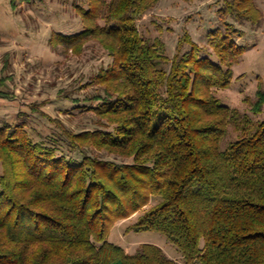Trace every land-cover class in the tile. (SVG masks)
I'll return each instance as SVG.
<instances>
[{
	"label": "trees",
	"instance_id": "1",
	"mask_svg": "<svg viewBox=\"0 0 264 264\" xmlns=\"http://www.w3.org/2000/svg\"><path fill=\"white\" fill-rule=\"evenodd\" d=\"M80 1L83 31L50 42L74 55L97 42L112 59L87 85L94 104L78 106L92 127L75 131L42 113L56 127L42 135L27 112L0 119V264H180L153 244L128 254L109 241L116 223L141 212L129 231L165 235L184 264H264V120L215 95L248 51L229 20L258 28L263 10L224 0L212 52L185 35L170 58L137 26L162 0ZM250 105L252 115L264 111L263 88ZM231 126L237 138L223 147Z\"/></svg>",
	"mask_w": 264,
	"mask_h": 264
},
{
	"label": "rangeland",
	"instance_id": "2",
	"mask_svg": "<svg viewBox=\"0 0 264 264\" xmlns=\"http://www.w3.org/2000/svg\"><path fill=\"white\" fill-rule=\"evenodd\" d=\"M256 2L264 13V0ZM77 3L81 1L44 0L20 5L14 10L11 0H0V90L11 94L9 99L0 98L1 120L15 121L19 113L27 112L31 115L30 123L42 135L56 131L55 125L42 113L75 131L92 127L78 106L94 104L86 99L94 96L96 90L87 85L101 69L108 67L112 59L97 42L89 43L81 55L66 54L63 47L56 49L50 42L54 33L74 35L83 31L75 8ZM224 5V0H162L156 9L138 21L137 26L143 37L151 41L162 40L170 58L177 53L179 40L185 35H190L204 53L212 52L208 34L223 27L219 11ZM229 21L244 32L238 42L248 47V51L234 67L232 86L216 89L215 95L224 105L262 121L264 111L252 115L250 101H256L258 90L264 89V21L258 28L248 22L240 25L234 20ZM188 50L186 44L184 51ZM6 55L10 56V66L4 71ZM4 76L11 79L2 87ZM71 99H78L80 103ZM36 107L41 112H34ZM236 138L237 132L231 126L229 137L222 146ZM157 203L153 200L146 210ZM141 215L142 212L116 223L109 241L128 254H135L143 244H153L162 248L169 258L184 264L183 254L165 235L129 231Z\"/></svg>",
	"mask_w": 264,
	"mask_h": 264
}]
</instances>
